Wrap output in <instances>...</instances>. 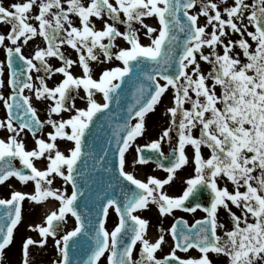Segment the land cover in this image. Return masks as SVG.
I'll list each match as a JSON object with an SVG mask.
<instances>
[{
    "label": "snow or ice",
    "instance_id": "obj_1",
    "mask_svg": "<svg viewBox=\"0 0 264 264\" xmlns=\"http://www.w3.org/2000/svg\"><path fill=\"white\" fill-rule=\"evenodd\" d=\"M198 3L199 11L192 13L190 10ZM34 8L38 12L32 15ZM73 15L79 18L80 26L74 24ZM201 15L207 18L204 26L198 25ZM105 16L108 20H104ZM152 16L158 18L159 29L145 23L144 18ZM92 17L103 20L102 29H96ZM33 19L38 21V27L29 22ZM137 23L146 29L144 35L150 44L141 43L140 29L134 27ZM0 24L10 26L7 33H0V47L6 52V60L0 61V88L5 86V68L10 71L7 83L11 86L9 96L0 92L7 110L6 117L0 119V129L13 134L7 140L0 138V184L10 177L22 183L35 182L34 194L14 190L10 198H0V264L22 220V202L26 198L40 202L48 197L59 200L60 207L46 216V226H35L43 239L36 241L29 237L23 242L22 264H30L31 245L43 246L49 236L57 237L69 213L75 218L76 226L55 240L60 253L55 264H74L71 252L82 237L89 241L88 256L75 264H100L106 253L108 264H213L210 253L227 257V264H264V0H251V3L233 0L231 4L228 0H89L87 3L85 0H21L9 6L0 0ZM117 24L126 25V30L120 31ZM209 25L212 31L207 33ZM250 26L254 30H249ZM226 27L240 38L225 43L222 38L228 35ZM245 33L256 42L254 51H250L252 45ZM38 35L46 47H37L31 57L25 56L23 46ZM117 38H122L129 47H121ZM65 44L78 53V61L65 56L61 50ZM218 45H223L222 55L216 50ZM237 45L247 62H242L239 53L231 55ZM205 46L211 49L208 54L203 52ZM197 54L211 65L207 73L201 70ZM48 57H58L63 65L53 68ZM113 59L122 66L106 68L98 79L93 77L92 61L104 63ZM77 63L82 67V76H75L69 70ZM33 70L44 73L36 77L39 86L33 82ZM55 73L63 74L64 78L49 87L46 79ZM161 80L166 83L161 84ZM81 86L86 93L80 97L86 100L87 106L83 108L75 103ZM169 86L174 90V106L167 108L171 125L158 139L137 144V158L133 161L146 165L153 159L146 150L155 153L157 167L168 175L165 179L149 176L145 182L126 171V153L137 137L143 135L146 116L155 110ZM217 87L221 90L219 94ZM26 89L34 90L37 99L54 101L48 107L46 121L40 119L31 98L24 94ZM129 89L131 102L125 103ZM96 93L102 94V103L96 99ZM185 103L191 107L185 108ZM114 104L123 113L122 122L109 125L112 129L109 147L97 157L94 152L85 151L87 138L98 116L116 115L111 107ZM61 112L74 114L68 119H52L53 114ZM45 124L54 129L48 133L49 140L37 135ZM198 125L197 137L192 130ZM173 128L178 136L176 145L171 143ZM24 129L36 138L37 148L26 150L24 141L18 139ZM57 138L72 142L67 154L59 150ZM165 139L171 149L168 154L162 149ZM186 145L194 149L195 175L186 179L187 186L181 195L170 196L163 189L174 179L177 170L188 163ZM202 146L211 150L208 158L203 157ZM110 152L115 157L118 176L135 188L125 191L121 187L118 196L109 184L113 194H103L93 226L79 210V201L92 181L91 173L101 176L111 173L112 166L106 167ZM45 156L47 166L40 170L33 161ZM16 158L23 168L15 167ZM52 174L71 186L70 194L67 188L61 191L52 187L53 178H49ZM224 177L232 182L234 191L219 186L218 180ZM204 188L210 195L208 206L201 203L186 206L185 202ZM229 202L240 209L241 215L231 210ZM150 203L158 206L162 216L174 210L194 213L197 209L206 215L191 225L178 218L169 229L174 246L168 255L158 258L156 253L165 242V235L150 242L145 238L149 221L134 214L147 209ZM113 207L118 222L109 230L106 221ZM221 208L229 214L231 229L219 221ZM249 214L254 222H249ZM218 229L224 230L223 235L218 234ZM164 231L160 229L161 233ZM138 242L140 254L135 259ZM193 248L201 253L198 258L177 255V250L187 253Z\"/></svg>",
    "mask_w": 264,
    "mask_h": 264
},
{
    "label": "rangeland",
    "instance_id": "obj_2",
    "mask_svg": "<svg viewBox=\"0 0 264 264\" xmlns=\"http://www.w3.org/2000/svg\"><path fill=\"white\" fill-rule=\"evenodd\" d=\"M89 2V0H85V3ZM114 2V0H112ZM233 0H228V3L231 4ZM248 3H251V0H247ZM67 5H65L66 7ZM199 3L197 4L196 8L190 10L192 13H196L199 11ZM223 7V5H221ZM123 18V14H121ZM225 19L227 18L226 15L224 17ZM72 19L74 21V24L76 26H80V21L79 18L76 16H72ZM92 22L95 24L96 29L100 30L103 27V20L92 17ZM104 20H108V17L105 16ZM145 23L148 25L155 27L159 29L160 25L158 22V18L155 16L152 17H145L144 18ZM111 23V21H108ZM245 23L247 21L245 20ZM207 24V18L204 17L203 15L199 16L198 18V25L199 26H204ZM67 27V25H66ZM117 27L119 28L120 31H125L126 30V25L124 24H117ZM135 28L140 29V41L144 45L150 44V39L144 35V32L146 29H143L140 24H135ZM249 30H254L250 26ZM212 31L211 26L209 25L206 28V32L210 33ZM225 31L228 33L226 37H223L224 42L227 43L228 39H232L233 41H236L240 38L238 33H234L230 28L226 27ZM158 34V33H156ZM154 34V35H156ZM245 38L249 40V43L252 45L250 48V51H254L256 47V42L252 41L250 38L246 36L245 33ZM227 39V40H225ZM107 43V40L104 41ZM117 44H119L121 47H129L126 41H124L122 38H117ZM61 50L65 53L66 57H69L73 60L78 61V53L72 49L69 45L65 44L62 46ZM217 52H219L221 55L223 54V45H218L216 48ZM99 53V50H96ZM113 51H117V49H113ZM211 51V49L207 46L203 48V52L205 54H208ZM237 53L240 54V59L242 62H247V57L243 56V50L239 48L237 45L231 55L235 56ZM101 60H104V57L102 54H100ZM197 60L199 61L201 65V70L206 73V68L211 67L210 64L207 62L200 60L199 54H197ZM54 66L53 68L61 67L63 65V61H61L58 57L54 58L53 62ZM120 65L122 66L121 62L118 60L113 59L111 62L105 61L104 63H99L96 61L91 62V67L93 69L92 75L94 78L98 79L101 72L106 69V68H111L114 66ZM191 67L189 68V71H191ZM72 71L73 75L75 76H82L83 75V70L82 67L79 65V63L74 64L70 69ZM249 74H252L251 72ZM63 74L60 73H55L52 75L50 78V84L49 87H54L56 86L62 79H63ZM47 82V81H46ZM161 84L166 83L165 81L161 80ZM211 83V81H209ZM35 85L39 86V81L36 79ZM34 91V90H33ZM195 97L194 93H190ZM86 95L83 87L79 89V96L76 98V107H86V100L81 99L80 97H84ZM173 97H174V90L169 86L168 90L166 93L162 96L161 102L155 107V110L150 112L146 116V121H145V131L142 136L138 137V142L136 144L142 145L146 144L152 140L158 139L164 129L168 128L171 125V114L167 113V108L174 106L173 103ZM96 99L99 102H103V97L101 93H96ZM32 105L37 109V113L42 121H46L48 117V107L51 104H54V101H51L50 99H37L35 92L33 95V99H31ZM185 108H190L191 105L188 103H185L184 105ZM62 114L65 115V119H68L70 115L74 113L70 112H61ZM57 114L52 115V119L55 120H60L61 118L56 116ZM179 121V115L177 117V122ZM136 121L133 120V124ZM70 131V129H67ZM54 129L51 127V125L45 124L42 132L38 133V136H41L45 140H49L48 133L53 132ZM192 134H194V129L192 130ZM171 137L172 141H175L176 138L178 139V136L176 134V129L173 128V131L171 132ZM18 139L23 140L25 144V148H29L26 150H33L37 148L36 144V138H34L32 135L28 134L27 132L23 131L21 132L20 136ZM171 141V142H172ZM56 144L58 145L59 150L65 152L67 154L68 148L72 146V142L67 141L66 139H61L57 138ZM168 145L167 139L162 142V149L165 150L166 146ZM186 147H189V145H186ZM136 150V147H133L129 149L128 152H132ZM167 151V150H165ZM204 154H207V152H203ZM127 155V153H126ZM188 156V159H192V151L189 148V152L186 153ZM129 164L133 167H135L137 164L133 163V158L130 156L129 157ZM14 162L21 164L19 158H16ZM34 165L40 169L44 170L47 166V159L45 157H41L39 159H34ZM49 178H53V185L52 187L55 189H60L61 191L64 190V188H67L68 194L71 193V186L70 185H65L64 181L62 178L57 176L56 174H52ZM14 190H19L22 192L34 194L35 192V182L34 181H28L27 183H22L18 178L16 177H10L6 182L3 184H0V198H10V194ZM52 206L51 209L49 210H44L46 206ZM60 207V201L57 200L55 197H48L45 200H41L40 202L32 201L28 198H26L22 202V220L21 222L17 225V228L14 230V239L13 242L10 246H8L5 249L4 253V259L2 264H22L23 260V254H22V245L23 242L31 237L36 241H40L43 239V237L40 236L38 228H35L36 225H41V226H46V216L49 215L52 211H57ZM112 212V209H110V212ZM76 226V220L74 217L71 216V214H67L65 222H63L60 231L58 232L57 237H52L49 236L47 238V242L43 245L40 246L39 243L31 245L29 248V262L30 264H55L57 260L60 259V253L59 250L55 246V240L59 238V236H62L66 231H69L73 229Z\"/></svg>",
    "mask_w": 264,
    "mask_h": 264
},
{
    "label": "flooded vegetation",
    "instance_id": "obj_3",
    "mask_svg": "<svg viewBox=\"0 0 264 264\" xmlns=\"http://www.w3.org/2000/svg\"><path fill=\"white\" fill-rule=\"evenodd\" d=\"M13 2H21V0H4L5 6H9ZM53 11H55V9H53ZM37 12H38V9L34 8L33 13H31V14L35 15ZM29 22L33 23L34 26L38 27V21H35L33 19V20H30ZM9 29H10V26L0 24V33H7V31H9ZM225 40H227V39H225ZM5 43L10 45V41L6 40ZM37 47H46V42L39 35L34 37L33 39L29 40L28 44L24 45L22 50H23V53L25 56L31 57L34 54ZM54 58L55 57L46 58L48 60V63H50L52 66H54V64H53ZM5 60H6L5 49L3 47H0V61H5ZM36 63L39 65L38 61H36ZM210 69H211V67L208 66V68H206V73ZM37 75H44V73L43 72L36 73L35 70H33L32 76H33V82L34 83L36 81ZM9 76H10V72L7 68H5L4 76H3V79L5 80V86L3 88H0V92H2L5 97H7L11 94V86L7 83ZM46 81H47L46 82L47 84H50V78H47ZM208 83H209V81H208ZM209 84H211V83H209ZM220 91H221L220 88L217 87V93L218 94L220 93ZM24 94L29 96L31 99H33L34 91L33 90L30 91V90L26 89ZM218 106H220V105H218ZM6 114H7V110L5 108V105H4L3 101L0 100V119H4L6 117ZM194 134L197 137L200 135V126L199 125L197 126V128L194 129ZM10 135H13V134L8 132L7 129H0V138L7 140ZM137 139L134 142L133 147H135L137 145L136 144L138 142ZM177 142H178V139L176 138V140L172 141L171 143H172V145H176ZM189 148L192 151V159L191 160L188 159V163L185 166H183L181 169L177 170L174 179L168 185H165V187L163 189L170 196L181 195L183 190L187 186L185 183L186 179L195 175L194 149L191 145H189V147L185 148L186 153L189 152ZM165 150H167V151H165ZM165 150H163L165 154H168L170 152L171 149H170L169 143L166 146ZM205 151L207 152V154L203 153ZM201 152H202V155L204 158H208L210 156L211 150L208 149L206 146H202ZM130 156L133 158V160H135L137 157L136 150H134L132 152H128L126 155V159H127L126 171L133 173V175H135L136 178L147 182V179L149 176H155V177L160 178V179H165L167 177L168 173L164 169L158 168L157 165L155 163H152V162H149L146 165L137 164L135 167L132 168V166L129 164V161H128ZM20 166H22V164ZM256 174L258 175V172ZM218 184L220 187L227 186L229 191L235 190V187L232 184V182L229 181L226 177H224L223 179H219ZM240 190L244 191L246 189L241 188ZM209 199H210L209 191L207 188H204L203 190L198 192L195 195V197L190 198L189 201H186L185 204H186V206H193L195 203H201L204 206H208ZM229 206L231 207V210L233 212H235L237 215H241L240 209L236 208L235 205H231V203L229 202ZM134 214L139 215L141 218L149 221V225L147 228L145 238L149 239L150 242H155V240L158 239L159 235H161V234L165 235V242L162 244L161 248L157 250V253H156L158 258H163L164 256L168 255L170 253L172 247L174 246V240H173V237L171 236V234L169 232V229L171 228V225L173 223H175V221L178 218L182 217L183 219L188 221L189 225H191V224L195 223V221L197 219H201L206 215V213L204 211L197 209V211L194 213L193 212H186L183 210H174L172 214L162 216L159 213L158 206L156 204H152V203L149 204L147 209L137 210ZM218 218H219V221L226 226V228H228V229L232 228V224L230 222V217H229V214H228L226 209L221 208L219 210ZM117 222H118V216H117V213L115 212V210L113 209L112 212L109 213V217L106 221V227L109 230H112L114 225ZM249 222H254V219L251 217L250 214H249ZM161 228H163L165 230L164 233L160 232ZM223 231H224L223 229H218V234L223 235ZM140 248H141V244L138 242L135 249H134V258L135 259H139ZM107 255H108V253H106L104 257H101L100 264H108ZM177 255H179L181 258H188V257L198 258L201 255V253L199 252L198 249L193 248V249H189V251L187 253L180 251V250H177ZM209 255H210V259L213 260V264H227V257H225L223 255L217 256L215 253H210Z\"/></svg>",
    "mask_w": 264,
    "mask_h": 264
},
{
    "label": "water",
    "instance_id": "obj_4",
    "mask_svg": "<svg viewBox=\"0 0 264 264\" xmlns=\"http://www.w3.org/2000/svg\"><path fill=\"white\" fill-rule=\"evenodd\" d=\"M129 98L125 101V103L131 102L130 98V89ZM114 111H116V115H112L111 113H107L103 116H98L95 123L91 127V133L87 138L88 147L85 149L86 152L91 151L94 152L98 157L102 155V150L106 147H109L108 140L111 138V127L110 124L114 122H122L121 117L123 113H121L116 105L111 106ZM147 155L153 156L155 161L156 154L152 152H147ZM87 158V157H86ZM108 164L107 166H112L111 173H103V175H99L96 172L91 173L92 181L86 186L85 196L82 197L79 201V210L84 216L86 222L88 220L92 221L93 226L96 225L97 216L99 213V205L102 202L101 198L103 194L107 192L109 195L113 194V188H109L108 185L112 184L114 186V194L120 195V188L123 187L125 191H129L130 188H135L134 185H131L130 182L124 180V178L118 176V172L115 169V157L109 153L107 157ZM167 164V161H164ZM92 159L89 158V167H91ZM24 171L29 172L30 170L25 169ZM89 252V241L86 237H82L79 245L72 250L71 258L75 264L76 261H83L87 259Z\"/></svg>",
    "mask_w": 264,
    "mask_h": 264
},
{
    "label": "bare ground",
    "instance_id": "obj_5",
    "mask_svg": "<svg viewBox=\"0 0 264 264\" xmlns=\"http://www.w3.org/2000/svg\"><path fill=\"white\" fill-rule=\"evenodd\" d=\"M56 116L59 117V118H63V119H65V115L62 114V113L57 114ZM51 208H52V206H48V205H47V206L45 207L44 210L46 211V210H49V209H51Z\"/></svg>",
    "mask_w": 264,
    "mask_h": 264
}]
</instances>
